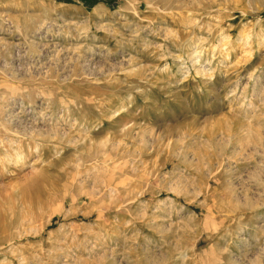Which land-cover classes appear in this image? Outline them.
Masks as SVG:
<instances>
[{"label":"rangeland","instance_id":"1","mask_svg":"<svg viewBox=\"0 0 264 264\" xmlns=\"http://www.w3.org/2000/svg\"><path fill=\"white\" fill-rule=\"evenodd\" d=\"M0 264H264V0H0Z\"/></svg>","mask_w":264,"mask_h":264}]
</instances>
